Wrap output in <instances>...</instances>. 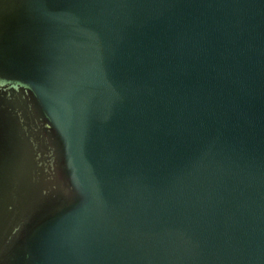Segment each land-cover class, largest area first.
Listing matches in <instances>:
<instances>
[{
	"label": "water",
	"instance_id": "obj_1",
	"mask_svg": "<svg viewBox=\"0 0 264 264\" xmlns=\"http://www.w3.org/2000/svg\"><path fill=\"white\" fill-rule=\"evenodd\" d=\"M0 264H264V0H0Z\"/></svg>",
	"mask_w": 264,
	"mask_h": 264
}]
</instances>
